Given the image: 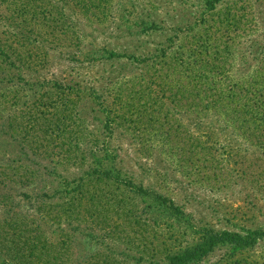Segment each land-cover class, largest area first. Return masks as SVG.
<instances>
[{"label":"rangeland","instance_id":"obj_1","mask_svg":"<svg viewBox=\"0 0 264 264\" xmlns=\"http://www.w3.org/2000/svg\"><path fill=\"white\" fill-rule=\"evenodd\" d=\"M0 264H264V0H0Z\"/></svg>","mask_w":264,"mask_h":264},{"label":"trees","instance_id":"obj_2","mask_svg":"<svg viewBox=\"0 0 264 264\" xmlns=\"http://www.w3.org/2000/svg\"><path fill=\"white\" fill-rule=\"evenodd\" d=\"M218 236H220V237H218ZM221 237H223V238H221ZM216 238L217 239H215V240H219V238H221V239H229V240L234 241L236 238L242 239V236L239 234L228 233V232L223 233L222 232V233L218 234Z\"/></svg>","mask_w":264,"mask_h":264}]
</instances>
